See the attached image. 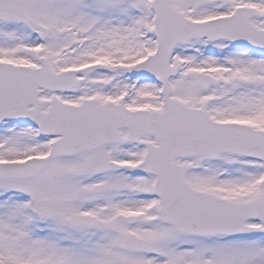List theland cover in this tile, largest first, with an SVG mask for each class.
Here are the masks:
<instances>
[{"label":"snow or ice","instance_id":"snow-or-ice-1","mask_svg":"<svg viewBox=\"0 0 264 264\" xmlns=\"http://www.w3.org/2000/svg\"><path fill=\"white\" fill-rule=\"evenodd\" d=\"M0 264H264V0H0Z\"/></svg>","mask_w":264,"mask_h":264}]
</instances>
